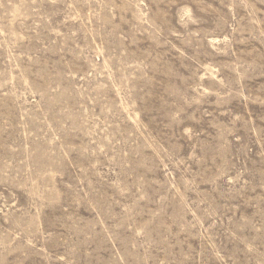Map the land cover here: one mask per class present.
<instances>
[{
	"label": "rangeland",
	"instance_id": "obj_1",
	"mask_svg": "<svg viewBox=\"0 0 264 264\" xmlns=\"http://www.w3.org/2000/svg\"><path fill=\"white\" fill-rule=\"evenodd\" d=\"M0 264H264V0H0Z\"/></svg>",
	"mask_w": 264,
	"mask_h": 264
}]
</instances>
